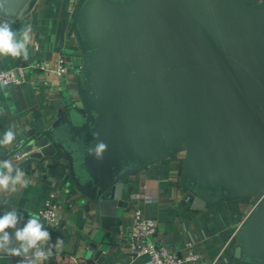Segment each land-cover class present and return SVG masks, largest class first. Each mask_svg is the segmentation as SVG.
I'll list each match as a JSON object with an SVG mask.
<instances>
[{
    "label": "water",
    "instance_id": "water-1",
    "mask_svg": "<svg viewBox=\"0 0 264 264\" xmlns=\"http://www.w3.org/2000/svg\"><path fill=\"white\" fill-rule=\"evenodd\" d=\"M36 1L0 0L3 18ZM68 32L75 98L63 94L65 111L21 153L63 156L71 186L97 206L85 257L120 233L127 180L180 155L193 211L249 201L232 264H264V0H78ZM96 133L108 144L99 161Z\"/></svg>",
    "mask_w": 264,
    "mask_h": 264
},
{
    "label": "crops",
    "instance_id": "crops-1",
    "mask_svg": "<svg viewBox=\"0 0 264 264\" xmlns=\"http://www.w3.org/2000/svg\"><path fill=\"white\" fill-rule=\"evenodd\" d=\"M77 1L37 0L27 16L12 23L14 29L32 25L33 43L38 45V50L30 44L27 59L0 57V70L42 63L48 64L52 70L59 56H64L68 70L64 79H57L50 71L29 68L23 84L0 87V135L10 125H15L17 132L12 145L0 146V159L11 160L30 179L27 187L17 185L15 191H0V215L15 209L25 220L29 216L40 219L38 212L44 201L54 195L57 207L55 224L40 220L51 234L49 244H55L59 238L64 241V248L59 252L53 249L50 258L42 264H130L127 241L134 210H139L143 218L154 221V244L181 255L190 249L196 252L200 259L190 264H232L233 234L246 212L245 208H249V201L193 211L183 200L178 185L180 155L152 165L127 180L131 187V210L124 217L120 233L97 258V249H90L89 258L85 256L89 251L87 244L91 232L97 228L98 209L92 202L83 203L71 186L63 156L39 161L13 160L15 153L23 152L31 138L43 133L56 115L65 111L63 94L67 92L71 99L75 98L73 70L80 57L68 26ZM19 259L0 254V264H17ZM144 262L145 259H141L135 264Z\"/></svg>",
    "mask_w": 264,
    "mask_h": 264
},
{
    "label": "clouds",
    "instance_id": "clouds-1",
    "mask_svg": "<svg viewBox=\"0 0 264 264\" xmlns=\"http://www.w3.org/2000/svg\"><path fill=\"white\" fill-rule=\"evenodd\" d=\"M0 10V57L24 58L29 55V45L38 50L33 43V28L25 24L20 29H14L12 24L4 19ZM15 125H10L0 135V146L12 145L16 140ZM95 144L88 149V154L96 160H103L108 151V144L95 134ZM30 179L25 172L15 166L11 160L0 159V191H15L16 186L27 187ZM51 234L36 216L25 220L17 210L11 209L0 215V254L20 258L17 264H42L53 253L64 248V241L57 239L55 244H49ZM45 246L47 249L45 250Z\"/></svg>",
    "mask_w": 264,
    "mask_h": 264
},
{
    "label": "built area",
    "instance_id": "built-area-1",
    "mask_svg": "<svg viewBox=\"0 0 264 264\" xmlns=\"http://www.w3.org/2000/svg\"><path fill=\"white\" fill-rule=\"evenodd\" d=\"M32 68L41 72L50 71L57 79H64L67 75L68 64L64 56L56 58V67L49 70L48 64H34L30 67L18 66L13 69L0 70V87L9 85H21L25 82L27 69ZM26 154L17 152L13 155V160L22 162ZM54 195L48 196L44 201L38 216L47 224H55L57 219V207ZM156 226L153 220L143 218L139 210L132 212L131 227L128 234L127 245L131 257L130 264H135L137 260L145 259L143 264H190L199 261V255L192 249L181 255L164 246L156 245L152 242Z\"/></svg>",
    "mask_w": 264,
    "mask_h": 264
},
{
    "label": "rangeland",
    "instance_id": "rangeland-1",
    "mask_svg": "<svg viewBox=\"0 0 264 264\" xmlns=\"http://www.w3.org/2000/svg\"><path fill=\"white\" fill-rule=\"evenodd\" d=\"M249 209V208H248ZM247 208H245V211L247 212V210H248Z\"/></svg>",
    "mask_w": 264,
    "mask_h": 264
}]
</instances>
